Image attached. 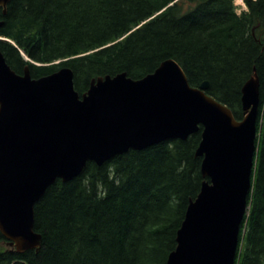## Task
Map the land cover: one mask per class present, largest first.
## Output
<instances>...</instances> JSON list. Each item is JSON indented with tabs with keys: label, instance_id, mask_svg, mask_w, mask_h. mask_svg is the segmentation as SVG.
<instances>
[{
	"label": "trees",
	"instance_id": "1",
	"mask_svg": "<svg viewBox=\"0 0 264 264\" xmlns=\"http://www.w3.org/2000/svg\"><path fill=\"white\" fill-rule=\"evenodd\" d=\"M244 2L239 14L234 0H11L5 15L0 9L8 39L0 49L12 69L23 74L28 65L35 79L70 68L80 94L93 79L136 80L173 59L191 86L208 81V94L238 120L256 69L259 137L236 264H264V0ZM200 142L198 132L130 150L56 181L35 205L40 250L11 251L0 232V264H168L205 180Z\"/></svg>",
	"mask_w": 264,
	"mask_h": 264
},
{
	"label": "water",
	"instance_id": "2",
	"mask_svg": "<svg viewBox=\"0 0 264 264\" xmlns=\"http://www.w3.org/2000/svg\"><path fill=\"white\" fill-rule=\"evenodd\" d=\"M10 2L0 0L4 14ZM209 86H191L168 59L140 79H93L80 94L70 68L35 79L28 65L23 74L12 69L0 49V232L7 247L40 250L35 205L56 181L78 177L88 162L102 166L201 131L196 156L207 180L190 201L168 264H236L253 186L260 82L254 69L242 88L240 121Z\"/></svg>",
	"mask_w": 264,
	"mask_h": 264
},
{
	"label": "rangeland",
	"instance_id": "3",
	"mask_svg": "<svg viewBox=\"0 0 264 264\" xmlns=\"http://www.w3.org/2000/svg\"><path fill=\"white\" fill-rule=\"evenodd\" d=\"M234 2H235V5L237 6V12L243 11V8H244V5H245L244 0H234ZM245 7H246V5H245ZM23 56H24V58L27 59V56H25V55H23ZM258 137H259V134L257 136V139H258Z\"/></svg>",
	"mask_w": 264,
	"mask_h": 264
}]
</instances>
